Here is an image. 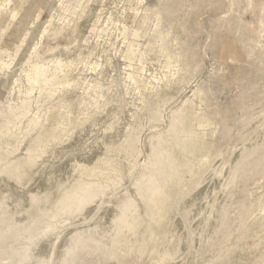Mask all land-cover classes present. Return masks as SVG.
Returning <instances> with one entry per match:
<instances>
[{
  "label": "rangeland",
  "instance_id": "obj_1",
  "mask_svg": "<svg viewBox=\"0 0 264 264\" xmlns=\"http://www.w3.org/2000/svg\"><path fill=\"white\" fill-rule=\"evenodd\" d=\"M0 61V264H264V0H0Z\"/></svg>",
  "mask_w": 264,
  "mask_h": 264
},
{
  "label": "bare ground",
  "instance_id": "obj_2",
  "mask_svg": "<svg viewBox=\"0 0 264 264\" xmlns=\"http://www.w3.org/2000/svg\"><path fill=\"white\" fill-rule=\"evenodd\" d=\"M40 10V9H39ZM31 13H32V9H28V10H26L25 11V13L24 14H15L14 15V19L15 20H17V23H18V25L19 26H23V25H25L26 23H29L30 21H31V19H32V17H31ZM231 47H232V43H230V42H227L226 43V45L224 46V48H223V50H222V55L224 56V57H227V55H228V52L231 50ZM221 48V49H222ZM242 54V53H241ZM169 55H170V53H169ZM170 56H172V54L170 55ZM240 56V55H239ZM170 58V57H169ZM171 58H173V57H171ZM172 60V59H171ZM170 61V60H169ZM0 63H2V61H0ZM177 69V68H176ZM25 107V106H24ZM63 110V109H62ZM210 123H211V121H209ZM203 124V123H202ZM205 124V123H204ZM207 124V123H206ZM211 125V124H210ZM202 126V125H201ZM206 126V125H205ZM57 127V126H56ZM193 127V126H192ZM204 127V126H203ZM210 127V126H209ZM208 127V128H209ZM205 128V127H204ZM192 129V128H191ZM189 134V133H188ZM194 136H195V134H193ZM189 136H192L191 134H189ZM203 138H205V137H203ZM205 141V140H204ZM202 142H203V140H202ZM201 142V143H202ZM199 145V144H198ZM191 146V145H190ZM196 146H197V144H196ZM194 147V146H193ZM194 149V148H193ZM199 149V148H198ZM198 149H196V150H198ZM200 150V149H199ZM203 150V149H202ZM205 150V149H204ZM153 151V150H152ZM154 152V151H153ZM203 152V151H202ZM189 153V152H188ZM203 153H205V152H203ZM194 154V153H193ZM202 155V154H201ZM191 156V155H190ZM201 157H203V156H201ZM201 160V159H200ZM203 161V160H202ZM197 162V161H196ZM201 162V161H200ZM208 163V162H207ZM209 164V163H208ZM211 164V163H210ZM195 165H196V163H195ZM149 166V165H148ZM152 168V167H151ZM193 168H195V167H193ZM156 173V172H155ZM160 173H161V171H160ZM166 174V173H165ZM162 176V175H161ZM150 178V177H149ZM151 178H152V176H151ZM192 178H193V176H192ZM156 179V178H155ZM147 180V179H146ZM149 180V179H148ZM160 180V179H159ZM166 180V179H165ZM142 181V180H141ZM164 181V180H163ZM148 182V181H147ZM145 183V182H144ZM155 183V182H154ZM165 184H166V182H165ZM152 185V184H151ZM157 185V184H156ZM159 187V186H158ZM162 187V186H161ZM160 187V188H161ZM165 188V187H164ZM151 189V188H150ZM159 189V188H158ZM160 190V189H159ZM171 190V189H170ZM152 193V192H151ZM158 193V192H157ZM159 195H161V194H159ZM163 196V195H162ZM141 198V197H140ZM66 199V198H65ZM68 199V198H67ZM169 199H171V198H169ZM61 200V199H60ZM146 200V199H145ZM137 201V200H136ZM67 202V201H66ZM146 202V201H145ZM75 204H78V203H75ZM155 205V204H154ZM76 206V205H75ZM167 206V205H166ZM157 208V207H156ZM156 208H154L155 209V211H157L156 210ZM149 211V210H148ZM154 217V216H153ZM159 219V218H158ZM115 220V219H114ZM165 220H167V219H165ZM116 222V221H115ZM158 224V223H157ZM160 225V224H159ZM51 229V228H50ZM7 234V233H6ZM15 234V233H14ZM87 234V233H86ZM167 237V236H166ZM92 238V237H91ZM98 238V237H97ZM101 238V237H100ZM99 239V238H98ZM168 239V238H167ZM172 239V238H171ZM104 249V248H103ZM164 263V262H163ZM161 264V263H160Z\"/></svg>",
  "mask_w": 264,
  "mask_h": 264
}]
</instances>
